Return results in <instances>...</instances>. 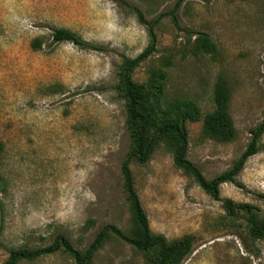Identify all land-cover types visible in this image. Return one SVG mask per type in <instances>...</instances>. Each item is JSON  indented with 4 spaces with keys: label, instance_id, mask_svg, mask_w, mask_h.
I'll use <instances>...</instances> for the list:
<instances>
[{
    "label": "rangeland",
    "instance_id": "rangeland-1",
    "mask_svg": "<svg viewBox=\"0 0 264 264\" xmlns=\"http://www.w3.org/2000/svg\"><path fill=\"white\" fill-rule=\"evenodd\" d=\"M176 0H0V264L7 250L46 244L55 234L84 248L112 224L123 232L131 217L119 163L128 148L122 99L114 89L120 56H135L147 43L130 6L149 20ZM154 27L150 56L132 73L143 81L164 72V97L189 99L199 119L185 121L186 157L206 178L228 168L248 140V128L264 117V0H181ZM63 27L103 46L81 48L51 41ZM206 32L215 53L193 47L194 31ZM40 40V48L30 46ZM168 58L169 65L161 66ZM217 79L227 87L234 134L216 140L202 130L213 108ZM236 179L219 196L246 202L264 217V132ZM149 230L170 240L193 236L179 264H264V238L244 250V219L227 217L219 201L173 165L160 143L144 163L128 165ZM92 264H145L130 245L109 235ZM17 264H73L64 252Z\"/></svg>",
    "mask_w": 264,
    "mask_h": 264
},
{
    "label": "trees",
    "instance_id": "trees-1",
    "mask_svg": "<svg viewBox=\"0 0 264 264\" xmlns=\"http://www.w3.org/2000/svg\"><path fill=\"white\" fill-rule=\"evenodd\" d=\"M181 0H176L167 12L146 20L142 13L130 6L137 21L144 26L147 43L133 57L120 56L116 69L114 89L123 102L124 127L128 138V148L124 158L119 163L122 180V190L131 217V227L128 232L121 231L112 224L101 226L91 241L82 249L73 246L67 236L55 234L50 241L43 245L27 247L24 245L7 250L2 264H17L19 261H32L40 256L57 251L67 254L73 264H92L91 258L98 247L112 235L127 243L133 250L140 253L145 264H179L192 250L193 236L184 234L173 239H166L160 233L149 230L147 217L141 207L133 180L128 168L130 162L144 163L148 161L154 149L160 144L167 146L171 152L174 166L191 177L193 182L213 200L219 201L225 216L241 215L244 219V250L255 254L253 242L264 238V217H260L257 208L250 203L235 202L230 198L219 196V185L230 182L236 186L242 184L236 179L247 157L259 149V138L264 132V117L253 127L248 128V140L243 150L231 162L230 166L213 177L206 178L199 167L186 157L187 136L185 121L199 119L197 105L189 99H166L164 97V72L159 68L149 71L143 81L132 78L133 70L154 51V27L160 17L168 15L172 25L178 28L174 14ZM196 36L192 41L193 47L202 53H215V45L208 34L203 31H194ZM51 41H70L86 49L101 50L103 46L81 39L76 33L63 27H55L51 31ZM33 49L40 48V40L34 38L30 42ZM168 58L161 60V66L169 65ZM264 68V64H263ZM228 92L221 79H217L213 88V108L202 116L203 132L216 140L225 141L234 134L231 118L227 111ZM2 144L0 142V153Z\"/></svg>",
    "mask_w": 264,
    "mask_h": 264
}]
</instances>
